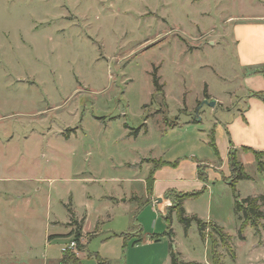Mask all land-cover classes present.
Here are the masks:
<instances>
[{"label": "rangeland", "instance_id": "1", "mask_svg": "<svg viewBox=\"0 0 264 264\" xmlns=\"http://www.w3.org/2000/svg\"><path fill=\"white\" fill-rule=\"evenodd\" d=\"M256 16L264 0H0V264H61L73 240L78 260L65 264H171V251L186 263L264 264V218L240 232L235 208L236 195L264 197L253 159L235 191L218 170L191 199L203 232L195 222L186 232L174 213L175 237L163 235L166 214L146 200L160 157L213 154L201 123L163 130L210 119L216 104L196 99L205 90L229 99L233 24ZM155 69L167 98L155 92ZM73 208L99 227L86 244L62 223Z\"/></svg>", "mask_w": 264, "mask_h": 264}, {"label": "crops", "instance_id": "2", "mask_svg": "<svg viewBox=\"0 0 264 264\" xmlns=\"http://www.w3.org/2000/svg\"><path fill=\"white\" fill-rule=\"evenodd\" d=\"M245 18L233 24V38L236 44V57L239 70L235 75V89L227 90L229 99H223L219 95L211 93L208 89L207 94L210 95V98L201 95L196 97V99L200 100V105L204 107L208 106L203 103L205 99L216 100V106L210 107L211 110L208 112L211 115L210 119L201 120L198 118L197 121L179 123L174 127H168L163 130L168 135L175 133L176 129H181L185 125L190 126L192 123H201L200 134L205 136V141L211 148L210 139L214 134L218 155L212 148L213 154H207L203 159L198 158V156L177 157V159H173L175 157L167 159L160 157V160L165 163L156 165L154 169H151L150 172L154 173V182L152 191L150 192L148 190L147 178L146 200L148 203H152L162 214L167 215L168 208L172 205V198L168 196V192H192L202 190L204 187L207 188L206 190L210 189V185L207 182L200 180V165L208 166V170L210 171L208 175L212 176L211 178L220 179L218 170L225 173L224 178H228L231 175L229 165L230 151H236L238 159L244 166H246V159H253L257 162L253 151H264V100L251 95L254 92L264 91V75L250 71L264 65V16ZM223 79L230 81L229 76L223 77ZM165 96L167 98V95ZM218 114L219 116H217ZM130 199L138 200V197L132 195ZM191 199L193 198H187L184 201V208L187 214L190 216L196 215L204 220L203 214L199 213L198 209L192 206ZM111 200L116 203L120 202V199L117 197H111ZM71 212L73 214V216L71 214V221L62 222L61 220H55L52 223L55 226L59 225L56 223L57 221L64 224L70 223L71 226H69L67 231L70 232L72 229H75L74 231L81 234V240L86 244V238L97 235L99 227L95 226L93 229H88L85 223L87 215L77 214L74 208ZM72 218L75 222H72ZM154 219L155 228L161 226L160 217L157 214H154ZM68 232L61 231L60 233L49 234L48 240H50V236H63L68 234ZM154 234L158 233L155 232ZM172 236L175 237L174 230ZM171 241H174V238H171ZM171 252L169 255L170 260ZM80 253L78 257L81 256ZM59 259L60 257L54 258L56 261H59Z\"/></svg>", "mask_w": 264, "mask_h": 264}, {"label": "trees", "instance_id": "3", "mask_svg": "<svg viewBox=\"0 0 264 264\" xmlns=\"http://www.w3.org/2000/svg\"><path fill=\"white\" fill-rule=\"evenodd\" d=\"M252 73H260L264 75V65L250 70ZM152 79H153V84L155 87V92L159 93L161 95L165 96V91H164V83H161V77L157 73V70L155 69L152 72ZM251 95L256 96L264 100V91L260 92H254ZM205 97L210 98L207 94V90H205ZM167 123V122H166ZM168 127H174L177 124H174L172 122L167 123ZM147 124L144 123L143 126H141L139 129H137V132H140L142 129H145L147 131ZM210 145L214 149L215 153L218 155V149L216 146L215 142V137L214 134L210 139ZM250 150V149H249ZM253 153L256 156V160L258 163V169L262 172H264V162L262 161V157L264 155V151L258 152V151H253ZM162 163H165L164 161L158 160L156 163L157 165H161ZM229 165H230V172L231 175L228 178H224V180L229 181L230 185L236 190V184L239 180L243 179H251V176L246 172L245 166L242 162L237 157L236 151H230L229 154ZM199 177L201 180H206L208 179V174L206 172V165H200L199 166ZM153 182H154V177H153V172L150 173V176L148 177V190L151 192L152 187H153ZM207 188L204 187L202 190H197V191H192V192H175V191H170L168 192V196L172 198V205L168 208V213L166 215V219L169 223V231L165 232L163 235H173V230H172V215L176 213L177 218L180 223L183 224L186 232L190 229L192 224L195 222L197 223L199 229L201 232H203L208 224V222H205L201 218H199L196 215H188L185 208H184V201L187 198H198L200 197L206 190ZM264 197L263 195L259 196H250L247 198L239 199V196L236 195V202H235V208L237 212L240 214L239 219L241 221L240 225V232L245 228V226L250 222L254 225H256V222L259 219L264 218V212L261 210V204L258 202L260 200H263ZM140 205H142L144 202L143 200H138ZM72 214V212H71ZM73 216V214H72ZM72 222H75L74 219L72 218ZM212 226L221 234V236H224V231L221 227H219L216 224L210 223ZM53 236H50V239ZM81 237V234H77V239ZM160 238V237H156ZM69 260H78V258L74 255L71 254L70 251L64 252V256L61 260V264L67 263ZM100 264H108V261H104L100 259ZM171 264H194V263H186L183 262L180 258L177 252L172 251L171 252ZM220 264V263H216Z\"/></svg>", "mask_w": 264, "mask_h": 264}, {"label": "built area", "instance_id": "4", "mask_svg": "<svg viewBox=\"0 0 264 264\" xmlns=\"http://www.w3.org/2000/svg\"><path fill=\"white\" fill-rule=\"evenodd\" d=\"M155 204V203H154ZM76 248V242L73 240L72 242H70L69 244L65 245L62 247V251L66 252V251H70Z\"/></svg>", "mask_w": 264, "mask_h": 264}, {"label": "water", "instance_id": "5", "mask_svg": "<svg viewBox=\"0 0 264 264\" xmlns=\"http://www.w3.org/2000/svg\"><path fill=\"white\" fill-rule=\"evenodd\" d=\"M203 103H205V104H209V105H211V106H215V104H216V100H215V99H211V100H207V99H205Z\"/></svg>", "mask_w": 264, "mask_h": 264}]
</instances>
